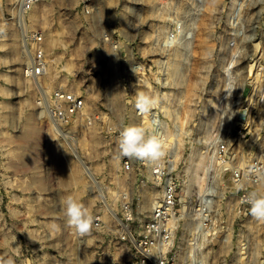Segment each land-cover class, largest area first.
I'll return each instance as SVG.
<instances>
[{
	"label": "rangeland",
	"instance_id": "1",
	"mask_svg": "<svg viewBox=\"0 0 264 264\" xmlns=\"http://www.w3.org/2000/svg\"><path fill=\"white\" fill-rule=\"evenodd\" d=\"M19 2L0 0V264L132 259L121 239L126 225L118 222L125 198L144 222L158 195L151 182L143 193L137 173L121 164L132 89L158 91L154 98L163 105L161 136L174 149L165 165L174 162L182 200L177 262L196 251L203 264H264V222L239 210L228 174L212 182L211 163L224 159L220 144L229 168L264 159V0H45L25 15L27 33L42 37L48 62L47 75L36 81L23 74ZM136 62L144 69L130 71ZM252 76L260 84L254 100ZM40 89L49 102L57 89L72 91L84 109L72 123L56 124ZM207 189L210 211L199 203ZM252 191L264 193V174ZM68 196L100 219L99 230L80 236L68 225Z\"/></svg>",
	"mask_w": 264,
	"mask_h": 264
},
{
	"label": "built area",
	"instance_id": "2",
	"mask_svg": "<svg viewBox=\"0 0 264 264\" xmlns=\"http://www.w3.org/2000/svg\"><path fill=\"white\" fill-rule=\"evenodd\" d=\"M45 0H21L20 10L23 15L28 14L39 3ZM26 18V17H25ZM42 37L36 33H29L26 37V45L28 50L32 51L31 58L28 59L24 68V77L32 81L44 78L48 72V62L46 60L45 52L42 47ZM33 46L32 50L30 47ZM144 67L141 62H136L130 66V71L142 70ZM132 89V87H131ZM136 90H129L127 96L129 97V113L131 122L130 125L142 126L149 134L155 133L160 136L164 133V123L162 121L163 105L159 103L154 97L158 96V91H149L156 103L152 110L147 114L140 113L135 107ZM44 109L48 112L50 119L56 124H68L80 115L84 109V101L82 96L72 92L57 89L52 93V99L49 102L41 99ZM135 124H132V122ZM155 121V123H154ZM220 156L223 155L222 160H226L227 147L225 144L218 146ZM166 151L174 152V149H167L164 147V156L158 163H153L148 160L133 159L121 157V164L125 172H136L139 178L140 187L143 193L149 189L148 183L151 182L158 190V199L153 205V210L147 221L137 222L133 215V203L130 202L129 197L125 198L122 207V216L120 221L125 224L126 230L121 235L122 241L129 247L132 259L127 264H179L177 261L180 252L175 247V237L177 235V225L181 222L179 219V207L181 206V196L179 194L178 184L173 180L175 175L174 162L169 160L166 162ZM214 174L212 182L215 181L222 174H228L230 183L237 190L239 194L240 204L239 210L243 207L249 209L246 202V194L252 191L262 183L264 174V159L256 157L254 161L245 169H240L234 165L233 168L219 169L211 158ZM204 197L199 203L206 210L210 211L212 202L209 190L203 194ZM96 227L93 230L101 228L100 219H94ZM189 222L195 224L194 213L189 211ZM210 220L200 221L201 225L207 226ZM139 223L140 226L134 228L133 224ZM193 246V245H192ZM192 252L184 254L186 262L181 260L180 264H203L199 260L197 252L194 255ZM198 259V260H197ZM99 264H126L121 262H101Z\"/></svg>",
	"mask_w": 264,
	"mask_h": 264
},
{
	"label": "clouds",
	"instance_id": "3",
	"mask_svg": "<svg viewBox=\"0 0 264 264\" xmlns=\"http://www.w3.org/2000/svg\"><path fill=\"white\" fill-rule=\"evenodd\" d=\"M155 103L151 95L143 92L136 95L135 107L142 114L149 113ZM119 150L121 157L158 163L164 156V141L155 133L149 134L142 126L130 125L120 132ZM246 202L249 205L251 217L258 222H264V193L248 191ZM63 211L68 225L73 227L80 236L90 234L97 226L89 210L73 196L64 199ZM4 264H14V261L9 258Z\"/></svg>",
	"mask_w": 264,
	"mask_h": 264
},
{
	"label": "bare ground",
	"instance_id": "4",
	"mask_svg": "<svg viewBox=\"0 0 264 264\" xmlns=\"http://www.w3.org/2000/svg\"><path fill=\"white\" fill-rule=\"evenodd\" d=\"M16 1H21V0H16ZM19 7H20V2H19ZM20 9V8H19ZM0 10L2 11V5H0ZM17 25H18V27H19V29L22 31V42H23V46H24V49H25V54H26V56L28 57V59H30L31 58V54H32V51H30V50H28V48H27V45H26V37H27V35H28V25H27V23H26V18H25V15H23V13H22V11L21 10H19V14H18V16H17ZM0 41H3V35L0 37ZM27 64V63H26ZM258 77V76H257ZM249 83L252 85V97H253V100H254V98H255V96H256V94L258 93V91H259V79H257L255 76H252V77H250L249 78ZM40 93H41V95H42V98L45 100V102L47 103L48 102V98H47V93L45 94V92H43L41 89H40ZM246 109L248 110V111H251V105L249 104L247 107H246ZM43 113V112H42ZM56 129H58L57 127H56ZM59 130V129H58ZM162 138H163V141H164V145H167L168 143H167V138L165 137V136H161ZM169 139H170V142H173V136L172 135H170L169 136ZM165 147V146H164ZM217 165L219 166L218 168L219 169H221V168H229V166H230V164L227 162V161H225V160H219L218 161V159H217ZM239 168L240 169H245L246 168V162H243L240 166H239ZM86 170H87V172H88V174H89V176H90V178L92 179V181H93V183L95 184V186H96V188L98 189V191H99V194H100V197H101V199L104 201V205H105V207L108 209V211H110L111 213H113V210L110 208V206H109V204H107L106 202H105V199H104V196L102 195V193L100 192V186H99V183H98V181L93 177V175H92V173H91V171H90V169L89 168H86ZM205 170H206V176L208 175V174H210V173H208V169H206L205 168ZM188 171V170H187ZM188 173V172H187ZM211 175V174H210ZM209 181V180H208ZM201 182H203V183H205V185H206V183H207V178L206 177H201ZM210 182H211V178H210ZM207 184H211V183H207ZM203 191H204V189H203ZM158 196H159V194L157 195V197H156V199H155V201H154V204H155V202H156V200L158 199ZM153 204V205H154ZM153 208V207H152ZM110 213V214H111ZM118 222H120V220H119V218H118ZM121 225V224H120ZM124 229L123 230H126V227H123Z\"/></svg>",
	"mask_w": 264,
	"mask_h": 264
}]
</instances>
